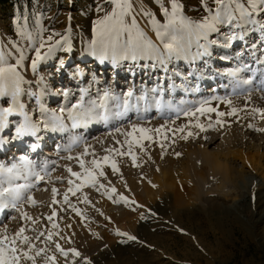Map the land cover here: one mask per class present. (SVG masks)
<instances>
[{"label": "rangeland", "instance_id": "374dc122", "mask_svg": "<svg viewBox=\"0 0 264 264\" xmlns=\"http://www.w3.org/2000/svg\"><path fill=\"white\" fill-rule=\"evenodd\" d=\"M183 2L185 11L195 15L189 9L198 0ZM145 3L153 7L152 0H145ZM95 6V0H20L15 4L0 5V38L9 47L10 41L18 38L17 21L27 16L31 23L34 14L38 12L47 17L43 21L45 27L59 32H64L69 25L72 29L71 51L56 53V56L65 60L63 68L54 56L49 61H42L36 72L28 70L25 73L31 83L24 87L36 95H22L21 101L25 102L26 111L35 119H44L39 115L42 110L58 111L69 102L75 103L80 95L79 90L89 88L93 76L99 81L91 84L90 92L95 97L98 88L106 87L117 93L134 87L136 95H140L141 89H150L156 85L157 75H163L155 70L149 75L139 67L130 72L129 68L133 64L130 61L122 62L117 69L112 65L106 68L95 64V57L87 53L89 41L94 38L93 21L97 16ZM141 25L146 28L143 18ZM148 31V34L153 33L150 36L154 40L158 39L153 31ZM244 47L241 42L234 49L214 54L210 68L203 70L205 75L198 80L183 78L199 67L198 64L190 66L186 61H175L170 68L182 73V76L173 79L177 85L183 84L188 91L178 88L175 93L166 92L165 100L171 95L175 104L225 95L226 90L221 85L228 83L227 79L213 76L217 70L235 66V62H222L215 56L223 54V51L232 55ZM79 56H84L86 61L74 59ZM79 72H83L86 79H82ZM248 75L250 73L245 74ZM168 83L164 80L162 86L167 87ZM197 85L199 91H192ZM65 89L73 95L64 97L59 94ZM232 99L238 108H243L246 102L243 97ZM148 103L151 104V100ZM247 103L248 108L239 112L238 116L224 117L229 121L224 127L200 131L190 125L191 131L198 135L181 139L187 133L186 129L184 133L175 135L167 132V139L155 136L153 141L144 140L143 150L139 146L134 147L137 154L135 165L130 156L113 157L119 172H114L110 163L104 164L106 177H99V180L109 190L115 187L116 192L109 198L105 189L97 191L95 187L85 186L75 196L69 193L70 202L81 209L80 214L68 205L49 206L53 184L60 193L56 199L62 200V194L69 187L67 180H53L52 184L46 185L41 182L40 187H47L48 190L35 191L34 196L44 203L25 205V210L33 217H40V223L35 226L37 229H51L46 216L51 215L53 207L57 209V216L53 219L59 228L53 231H59L60 236L54 237V240H58L65 249L76 248L82 253V257L76 258V264H84L83 257L90 258L92 264H264V132L256 130L264 128V118L259 114H248L252 108L264 109V92L253 91ZM140 104L144 106L145 101H140ZM52 105L55 107L49 108ZM211 106H218L219 110L225 112L229 110L227 105L218 101H212ZM209 115L215 120V113ZM168 119L167 116H161L155 107L143 114L140 120H137L135 112L128 113V120L145 127H158ZM9 120L19 123L23 117L10 116ZM187 121V117L181 116L172 127H179ZM200 122L207 124V116H201ZM120 123L128 128L127 120ZM249 124H255L256 128L249 127ZM112 127V124L92 120L87 123V129L75 132L95 147L98 157H102L106 155L103 149L119 147L113 137L108 135ZM38 133L39 140L49 144L44 147L47 150H39L35 156L29 146L30 143H36V140L22 137L12 139L15 135V126L12 125L11 132L1 136L2 141L18 143L22 140L28 145L11 144L12 148L0 155V161L6 164L18 162L20 156L27 155L37 164L49 163L53 177L70 175L64 165L80 171L75 160L62 159L68 153L61 151V146L68 143L70 133L59 134L60 131L44 129L42 124ZM115 138L123 140L119 134H115ZM82 151L83 146H76L71 154L75 156ZM177 152L182 155L177 156ZM88 159L85 157V160ZM250 176H255L260 182L255 183L251 178L245 182ZM242 183H246L247 191H244ZM85 193L91 203L82 202ZM121 195L127 198V202L119 200ZM7 212L11 213V210ZM0 219L8 225L10 232L20 227L19 218L9 221L7 215H3ZM2 229L3 225L0 224ZM117 230L135 236L136 239L121 236ZM26 234L33 235L30 230ZM37 245L42 246L39 242ZM51 247L54 252V246ZM197 255L201 258H197ZM57 257L59 264H64V258L58 253ZM71 258L70 253L69 260ZM37 264H40L39 259Z\"/></svg>", "mask_w": 264, "mask_h": 264}, {"label": "snow or ice", "instance_id": "6c2138e0", "mask_svg": "<svg viewBox=\"0 0 264 264\" xmlns=\"http://www.w3.org/2000/svg\"><path fill=\"white\" fill-rule=\"evenodd\" d=\"M95 5L97 16L93 21L94 38L89 41L87 53L96 57L100 64L109 62L119 66L122 62L131 61L133 64L129 68L130 72L139 67L149 75L154 70L162 72L163 75H157L156 85L150 89H141L140 95H136L134 87L123 93L106 87L98 88L95 97L92 96L90 88L91 84L99 81L93 76L89 88L79 90L80 95L75 103L69 102L58 111L42 110L39 115L44 119L40 121L30 115L26 111V105L21 102L22 95H36L24 87L25 84L31 83L25 73L28 70L36 72L42 61L56 56L57 52L71 51V26L66 27L64 32L49 29L43 23L47 17L38 12L34 14L31 23L27 16L17 21L18 38L10 41V47L0 38V133L14 125L15 135L12 139H39L37 133L41 124L44 129L70 133L68 143L61 146V151L68 153L62 159L75 160L80 168V171H74L70 165H64L70 175L53 177L49 163L37 164L27 155L20 156L18 162L6 164L0 161V216L7 215L9 221H16L18 218L20 221V227L10 232L8 225L0 219V224L3 225L0 230V264H37L38 259L40 264H59L57 253L64 258V264H76V258L82 257V253L76 248L65 249L58 240H54V237L60 236L59 231H53L59 228L53 219L57 216L55 207L52 208L51 215L46 216V220L51 223V229H37L35 226L40 223V217H33L25 210V205L36 206L44 203L36 200L34 196L35 191L48 190L47 187H40L41 182L46 185L52 184L53 180H67L69 187L62 194V200L56 199L60 193L53 184L49 206L68 205L80 214L81 209L70 202L69 193L75 196L85 186L95 187L97 191L103 188L109 198L116 192L115 187L109 190L99 180V177H106L104 164L110 163L111 169L119 172L113 157L130 156L135 165L137 154L134 147L139 146L143 150L144 140L153 141L155 136L167 139V132L175 135L184 133L186 129L188 131L181 139L198 135L191 131L190 125L200 131L217 126L224 127L229 124L224 117L238 116L239 112L248 108L247 102L251 100L253 91L264 92V0H198V3L189 9L195 15H189L185 11L183 0H152L153 7L146 4L145 0H95ZM141 18L146 21L147 30L141 25ZM148 30L153 31L158 39L154 40ZM241 42L245 47L240 51L232 55L223 51V54L215 56L222 62H235V66L217 70L213 76L227 79L228 83L221 85L226 90L225 95H213L210 99L175 104L171 95L165 100L166 92L175 93L178 88H184L183 84L175 83L173 77L182 76V73L170 68L171 64L175 61H186L190 66L198 64L199 67L183 77L184 80L188 77L198 80L205 75L203 70L210 68L214 54L234 49L235 45ZM56 59L63 68L65 60L59 56H56ZM142 61L146 62L141 63ZM246 73L250 75L245 76ZM79 74L84 75L83 72ZM164 80L169 81L167 87L162 86ZM184 90L188 91L187 88ZM192 91H199L198 85ZM59 94L64 97L73 95L68 89ZM233 97L244 98L246 102L243 108L234 106ZM149 100L151 104L148 103ZM140 101H145V105L141 106ZM212 101L227 105L229 110L225 112L219 110L218 106L212 107ZM152 107H155L161 116H167L169 119L154 128L128 120L129 112H135L137 120H140ZM15 113L23 117L21 122L9 120ZM211 113L216 114L215 120L209 115ZM248 114H259L264 118V109L252 108ZM181 116L188 118L187 123L173 128L175 120ZM201 116H207V124L200 122ZM92 120L106 125L112 124L108 135L119 145L103 149L106 155L102 157L96 155L95 147L83 136L73 131L82 124L86 126ZM125 120L128 123L127 129L120 123ZM249 127L256 128V125L249 124ZM256 130L264 132V128ZM115 134L123 136V140L116 139ZM2 140L0 137V143ZM38 146L33 143L31 148L34 150ZM76 146H83V151L73 156L71 153ZM160 147L163 149L164 145L161 143ZM176 155L180 156L182 153L177 152ZM85 157L89 159L85 160ZM119 200L127 202L123 195ZM82 202L91 203L86 193L83 194ZM7 210H11V213ZM29 230L33 235L26 234ZM117 232L128 239H136L135 236H129L119 230ZM37 242L42 246H38ZM51 246H54V252ZM83 262L92 264L88 257H83Z\"/></svg>", "mask_w": 264, "mask_h": 264}, {"label": "bare ground", "instance_id": "6f19581e", "mask_svg": "<svg viewBox=\"0 0 264 264\" xmlns=\"http://www.w3.org/2000/svg\"><path fill=\"white\" fill-rule=\"evenodd\" d=\"M148 32H150V31H148ZM149 35H153V33L151 32V33H149ZM71 58H67L66 60H70ZM74 59L76 60V59H78L80 62L81 61H83V62H85L86 61V59L84 58V56H79V57H74ZM50 59H48L47 61H49ZM93 61H95V64H97L98 66H103V67H108V66H113L114 68H118V66H115V65H113V64H111V63H109V62H106L105 64H100L99 62H98V60L96 59V57L94 58V60ZM131 62V61H130ZM133 63V62H132ZM80 73V72H79ZM81 78L82 79H86L85 78V76L83 75V76H81ZM212 89H209V91H211ZM22 103H24L25 104V102H23V101H21ZM47 102V101H46ZM48 105V104H47ZM49 106V105H48ZM55 106H51V107H49V108H54ZM27 108V107H26ZM30 114V113H29ZM16 117V116H20L19 114H13V116H11V117ZM11 127L12 126H10L9 128H7V129H5L4 130V132L3 133H0V137L2 136V135H4V134H6V133H8V132H11ZM87 129V125L85 126V125H83L82 124V126L80 127V128H78V129H75L74 131H78L79 129ZM38 134L39 133H37V136H38ZM59 134H65V132H60ZM48 135V134H47ZM46 135V136H47ZM52 134H50V136H51ZM25 138H28V139H30V141L31 140H36V144H38L39 146H38V148H36V149H32L31 148V145L33 144V143H30V146H29V148H30V150H31V152H33V154L35 155V156H37L38 154H39V150H47V149H45L44 147L45 146H48V144L49 143H45V140H39V139H37V137H22V139H25ZM11 144H13V145H20V146H23V145H28L27 144V142H25V141H18V143L16 142H8V143H4L3 141H2V143H0V155H3V154H5L8 150H10L12 147H11ZM249 178H251L252 179V181H254L255 183H257V182H260V180H258L257 178H255V176H250V177H247L245 180V182H248V180L247 179H249ZM242 185H243V189H244V191H247V185H246V183H242ZM197 253V252H196ZM199 253V252H198ZM200 255V254H199ZM199 255H197L196 257L197 258H199L200 256ZM201 258V257H200Z\"/></svg>", "mask_w": 264, "mask_h": 264}, {"label": "trees", "instance_id": "16d2710c", "mask_svg": "<svg viewBox=\"0 0 264 264\" xmlns=\"http://www.w3.org/2000/svg\"><path fill=\"white\" fill-rule=\"evenodd\" d=\"M20 0H0V5L6 6L10 4H15L16 2H19Z\"/></svg>", "mask_w": 264, "mask_h": 264}]
</instances>
